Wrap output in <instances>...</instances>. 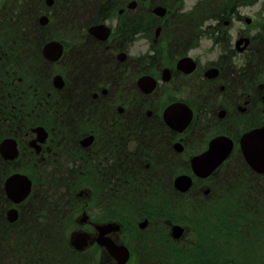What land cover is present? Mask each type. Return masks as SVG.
<instances>
[{
  "label": "flooded vegetation",
  "instance_id": "obj_1",
  "mask_svg": "<svg viewBox=\"0 0 264 264\" xmlns=\"http://www.w3.org/2000/svg\"><path fill=\"white\" fill-rule=\"evenodd\" d=\"M34 1L51 26L66 27L61 58L46 66L65 81L45 93L61 116L48 126L39 162L76 187L74 231L100 247L97 228L113 224L108 236L139 264L174 245L177 230L178 240L194 234L196 244L170 205L212 207L217 186L238 175L229 162L240 155L234 141L220 168L193 175L191 161L208 150L216 126L240 138L264 125V0ZM192 66L190 74L179 68ZM142 76L156 82L149 95ZM185 97L197 116L177 132L163 111ZM179 168L193 177L186 193L174 187L178 174L171 180ZM100 263L114 260L104 251Z\"/></svg>",
  "mask_w": 264,
  "mask_h": 264
},
{
  "label": "trees",
  "instance_id": "obj_2",
  "mask_svg": "<svg viewBox=\"0 0 264 264\" xmlns=\"http://www.w3.org/2000/svg\"><path fill=\"white\" fill-rule=\"evenodd\" d=\"M27 12L29 15H25L18 11L14 17L12 16L11 21L8 20V17L5 16V14L0 16V41L4 40L5 42H9L10 40H14L16 43V40L22 38L20 29L23 24L20 25L19 23L24 19L26 20V24L32 21L34 9L28 7ZM7 25H9L10 30L14 32V36L19 34L18 39H11V33L7 31ZM22 32L25 34L24 30ZM22 43L27 45L24 40H22ZM23 51H25V49L17 44L12 48L7 47V49L0 47V82L7 86V83H9L11 79L22 78L24 81H27L31 87H38V85L41 84L44 73L38 72V68L34 65L30 67L31 61L35 58V55L32 52H25V54L22 55L24 53ZM10 60H15V63L10 62ZM5 66L6 72H4ZM18 88L19 86L14 88L11 87L12 93L16 92ZM14 97L15 98H12L10 101L13 105L12 109L14 108V110L24 106L25 101H27V99H21L22 103H20L21 100H17L18 98L16 99L17 96L15 95ZM29 102L31 101L29 100ZM22 112V118H25L24 114L28 113V111L23 110ZM28 119L31 120V116L28 117ZM5 167L7 168V165L4 164L3 161H0V201H5L2 191V182L6 173ZM249 178L254 179V181H249ZM233 179H238V181ZM233 179L231 181H235L239 190L247 187L252 191H255L257 200L263 204L260 205L256 201L255 208L252 211L249 212L245 209H241L240 212H236L235 210H231V205L229 204V202H231L230 199L225 198L220 202H217L215 209L207 208L206 210H199L194 204H183L180 207L170 205L171 215H179V218L184 217L186 222L192 226L191 229L198 232V235L201 237L198 238L205 243L207 242L206 246L208 245V248L212 251H220L223 248L230 250L233 248H242L249 251L250 249H264V180L257 177L245 167L237 176L233 177ZM232 193L235 194L236 192L232 191ZM62 218L63 217H61V219ZM46 231L47 230L43 229L41 230V233ZM27 233L32 234L30 231H27ZM11 235L12 234H8V237ZM0 237L3 238L4 236ZM193 238H195L194 234ZM11 239H16V243L18 244L17 248L20 249L21 252H23L27 246L31 245L29 240L20 239L18 235ZM44 239L47 240L48 237H45ZM53 239L55 238H51V240ZM229 253L226 252V256L234 255L232 251ZM234 253L243 255L232 260L230 263H224L220 260V256H218L217 260L215 259L214 261H211V259H207L204 254L196 253L189 255L187 251H183V255L189 257L193 264H250V262L244 257L246 256L249 258L248 254L251 252L247 253V251L241 250ZM2 264H4V262H2Z\"/></svg>",
  "mask_w": 264,
  "mask_h": 264
},
{
  "label": "rangeland",
  "instance_id": "obj_3",
  "mask_svg": "<svg viewBox=\"0 0 264 264\" xmlns=\"http://www.w3.org/2000/svg\"><path fill=\"white\" fill-rule=\"evenodd\" d=\"M34 7L37 8V5L34 4L33 0H2L0 1V16L1 14H5V16L8 17V20L11 21L12 17V9L18 10V9H27V8ZM252 13V11H249ZM25 21H22L21 24H24ZM20 24V25H21ZM50 27V26H49ZM8 32L11 33V39H18L19 34L13 35V31L10 30L9 25H7ZM25 30H28V27L25 26ZM2 33V31H1ZM23 33V32H22ZM21 33V34H22ZM49 33V32H48ZM57 33V30L53 27H50V35H54ZM61 35V34H59ZM22 36V35H21ZM63 36V35H62ZM65 37V36H64ZM23 38V37H22ZM21 39L16 40V43L14 40H10L9 42H5L4 40L0 41V47H4V49H7L8 46L17 44L21 47ZM20 40V41H19ZM45 39H39V44H43ZM6 66L4 68V72H6ZM23 81V80H22ZM18 78H13L7 83V85L11 87H17V93L24 92L25 89L28 88V86L21 85L22 82ZM0 135H7L11 130H13L12 124H18L19 121L22 120L23 117V110L26 108L28 112L32 111L34 115L31 114V121H34V123H37L39 125H43L44 131L49 132L48 125H44L43 122H40V120L49 119L55 117V111L51 109L52 105H45L44 108H41L40 106H37L36 102L34 101V98L32 95L29 97H23L18 98L17 100L21 99H28L25 101L24 106H22L19 109H15L12 111V121H8L7 118L10 116L9 105L7 96L10 92V88L3 83L0 82ZM36 92L39 89L38 87H35ZM3 91V92H2ZM41 93V90H39ZM31 94L34 92V89L30 90ZM44 92V91H43ZM192 98V97H189ZM34 101H32V100ZM31 100V102H29ZM22 103V100L20 101ZM35 110V111H34ZM39 112L41 114L39 115ZM42 115V116H41ZM41 116V117H40ZM7 117V118H6ZM15 117V118H13ZM12 123V124H11ZM21 139H25L24 137H20ZM17 166H24L21 163H18ZM52 167L47 165L45 166L41 178L39 180V187L36 186L37 189H40L42 186L44 191H41V195L50 203H57V202H65L68 200L67 190L65 187L61 185H52L53 181L51 180L52 176ZM46 183V185H45ZM62 215L67 213L66 204L64 205V210L61 212ZM44 223V224H43ZM60 220L59 216L55 214H50V219L43 222L39 221V228L42 230L43 228L47 230L44 233H41V231H38L37 233L27 234V235H18L20 239H27L31 242L30 246H27V248L21 252L20 249L17 248L16 239L12 240L11 238L14 236H9L6 239L1 240L0 239V264L4 262V264H97L95 263L96 259V253H93V251H89V258L91 259V262L84 261L82 258H79L78 256L74 255L72 251L69 249L70 246L68 242V239L70 238L71 234L69 231H67L63 226L59 225ZM50 227V230H49ZM15 233V232H14ZM49 233V234H47ZM17 234V233H16ZM30 236V238H29ZM16 237V235H15ZM48 237L47 240L44 238ZM56 238L57 240H51V238ZM25 242V241H24ZM53 242L57 243L56 248L62 249L64 251L63 254L60 255L59 258L55 257V247ZM16 244V245H15ZM50 247V248H49ZM245 250L248 252H251L248 257H244L250 264H264V249H255V250H246L242 248H233V249H221L220 251H212V250H205L204 253L207 257H209L212 260H217L218 256H220V260L224 263H230L232 260L237 259L239 256H242L243 254L234 253L236 251ZM67 251V252H66ZM234 254L233 256H226V252H231ZM66 252V253H65ZM220 252V254H219ZM230 254V253H229ZM232 258V259H231ZM160 264V263H157Z\"/></svg>",
  "mask_w": 264,
  "mask_h": 264
},
{
  "label": "water",
  "instance_id": "obj_4",
  "mask_svg": "<svg viewBox=\"0 0 264 264\" xmlns=\"http://www.w3.org/2000/svg\"><path fill=\"white\" fill-rule=\"evenodd\" d=\"M39 131L40 134H44L43 130L40 129ZM0 153L7 160L14 159L18 154L16 142L11 139H7L3 141L0 145ZM227 153L228 151L224 154L223 152L219 151L217 155L212 154L213 159H217L216 164H219L227 156ZM210 154L211 152L206 154L207 156L206 161L208 162H210ZM246 156L250 162H253L255 160L261 162L263 160L264 137H260L255 145L246 146ZM216 164L214 163V165ZM30 189H31V182L29 181V179L26 176H22L19 174L11 176L9 179H7L5 184V190L7 192V195L14 202L22 201L26 196H28ZM9 218L10 220H14V212L9 213ZM109 250L118 260H120V255L123 253L122 248L117 247L116 245L111 243V245L109 246Z\"/></svg>",
  "mask_w": 264,
  "mask_h": 264
}]
</instances>
